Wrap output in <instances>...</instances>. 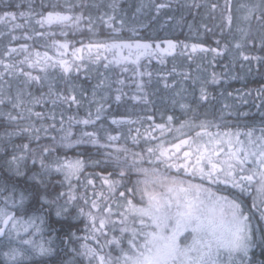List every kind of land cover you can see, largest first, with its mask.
I'll return each mask as SVG.
<instances>
[{
	"label": "snow or ice",
	"instance_id": "snow-or-ice-1",
	"mask_svg": "<svg viewBox=\"0 0 264 264\" xmlns=\"http://www.w3.org/2000/svg\"><path fill=\"white\" fill-rule=\"evenodd\" d=\"M201 8L220 11L223 26L217 27L230 39L205 47L155 34V23L165 17V23L183 21L191 30L183 13ZM198 52H230L249 71L253 61L264 69V0H0V166L15 177L27 169L34 182L0 183L5 264H48L42 258L53 253V241L42 234L44 213L52 210L60 219L85 220L83 237L79 229L69 233L78 244L70 249V264H250V249L264 247V126L239 131L229 118L250 113L236 102H224L211 120L201 118L200 108L216 99L207 86L220 84L221 76L201 81L192 103L174 100L179 116L112 118L116 127L105 124L109 109L127 95L114 87L124 85L121 76H152L141 71L142 59L163 63V54L191 59ZM72 74L95 79L90 96L70 83ZM133 82L142 92L144 83ZM61 83L68 85L67 94ZM233 95L220 91L225 99ZM251 95L236 90V101L248 104ZM131 99L147 103L146 96ZM256 99L253 106L264 118V88L256 90ZM36 105L43 111H35ZM63 105L86 107V118L65 119ZM75 125L84 126L78 135ZM68 149L75 150V159ZM28 161L39 168H28ZM89 166L93 171L86 173Z\"/></svg>",
	"mask_w": 264,
	"mask_h": 264
},
{
	"label": "trees",
	"instance_id": "trees-1",
	"mask_svg": "<svg viewBox=\"0 0 264 264\" xmlns=\"http://www.w3.org/2000/svg\"><path fill=\"white\" fill-rule=\"evenodd\" d=\"M211 2H216V0H211ZM223 2L224 0H219L220 4H223ZM239 2L240 0H234V4ZM174 14L177 18H179L180 13L178 11L174 10ZM183 15L186 21L193 25L191 30L183 21L180 26H176L171 21L165 23L167 20L165 17L162 18L159 23H155V34L160 37L171 38L178 44L183 43L191 45L200 43L205 47H216V40H222V42H224L225 40L230 39V37H222L221 28L217 27V25H220L221 27L223 26L219 10L213 14L210 9L206 8H201L199 10L192 9V14L185 11ZM213 16L215 18H213ZM202 24H206L211 31H207L201 26ZM226 31L227 29H225V32ZM123 35L128 36L129 34L124 33ZM79 39H84L85 43L87 42L85 37H79ZM15 46H18V43ZM78 46L79 45L77 44V47ZM161 47L166 48V45L162 44ZM248 47L251 48V44H249ZM40 50L43 51V49ZM69 52H71V47ZM188 52H190V48L188 49ZM49 54L54 55V52L50 51ZM253 54L260 55L259 52H255ZM161 58L163 59V63H159L156 58L144 59L141 61V64L143 65L141 71H144L145 69L150 71L152 73L150 78L148 76L132 77L131 73H125L121 76V78L125 80L124 85H114V87H123L127 95L123 97V101L120 106L114 105L111 109H109L111 115L105 120V124L107 126L113 128L116 127L115 125L110 124L112 118L134 120L137 116L154 115L155 120L159 121L162 113H166L168 115L176 113L177 116H179L181 114V109L179 108V104H174L173 101L192 103L194 100L198 99L201 81L210 79L213 73L221 76L220 84H209L207 86L209 92L212 96L216 97V99H213L211 103L205 102L204 106L200 108L201 118L203 119L205 114H207V118L211 120L219 113L220 109H222L224 102H236L237 106L241 107L243 111L250 113L247 118L240 117L237 119L235 116L229 118L234 124L238 125L239 131H246L247 129L245 125H254L257 129L264 126V123H262L264 118L260 117L257 108L254 107L252 103L253 101L257 104L259 103V100L256 99V90L264 88V69H261L255 61L252 62L251 71H249L247 62L243 60H236L233 62L230 52H225L221 56H215V54L211 52H198L192 54L191 59H189L187 54L183 56L179 54L175 56L170 55V57L161 56ZM242 64L245 66L241 67ZM139 78L142 79V81H139L144 83V89L142 92L137 91L136 84L133 82L134 79L138 80ZM149 80L151 81L150 83L148 82ZM70 83L76 85L77 87H83L90 96L95 79L93 78L88 80L83 76H79V78H77L76 74H72ZM165 84H167L168 87H165ZM58 87L64 90L67 94V84L61 83ZM224 89L232 91L234 94L233 97H227L226 99L221 97L220 91ZM236 90H240L241 93H252L249 97L248 104L239 105L238 101H236ZM129 92H133L136 96H146L147 103L132 100L131 96H133V94ZM177 93H180V95H177ZM46 107L51 108L52 105L48 104ZM63 108L65 109V119H67L68 115H78L80 118H86L87 116L86 107L77 109L75 105L71 108L67 105H63ZM34 110L43 111L40 105H36ZM59 119L60 116L57 115V121ZM82 127L84 126L75 125L73 127V132L78 135L77 129ZM88 130L91 129L89 128ZM235 130L237 129L233 128V131ZM16 142L19 143V140ZM91 151L93 157L95 158L97 155L96 150L91 148ZM68 156L75 159V150L69 152ZM27 167L37 170L39 165H32L31 161H28ZM25 171V176L15 177L4 171L2 166H0V183L7 180L11 183H16L20 187L33 184L34 182L28 180L27 178L31 173L27 172V169ZM92 171L93 169L91 166L86 169V173H90ZM96 171H99V169H96ZM58 177L59 176L54 177V180H60ZM77 183V181H73L74 185ZM100 186V180L99 177H97V189H99ZM56 187L60 191H68V187L66 185L61 187L57 184ZM76 191L78 193H82L83 189L77 188ZM89 195H91L90 192ZM78 203H82V201H78ZM76 211V208L73 207L71 209V216H75ZM44 216L46 219V230H44V233L48 234V239L49 237H52L49 240H54L52 247L55 251L59 250L60 247L58 246L66 244V239L69 240L70 232H77V229H79L80 231L77 232V235L82 236L85 234V220L83 218L72 219L69 217L68 219H60L56 217L54 210L50 213H44ZM69 243L71 244V247H78L75 240H69ZM67 252L69 253L70 250H67ZM58 253L59 252L56 253L57 256H59ZM71 254V258L67 262H70L73 259V253ZM251 256L252 259L250 264H264V247L259 244L255 245ZM48 264L60 263L54 260H48Z\"/></svg>",
	"mask_w": 264,
	"mask_h": 264
},
{
	"label": "flooded vegetation",
	"instance_id": "flooded-vegetation-1",
	"mask_svg": "<svg viewBox=\"0 0 264 264\" xmlns=\"http://www.w3.org/2000/svg\"><path fill=\"white\" fill-rule=\"evenodd\" d=\"M65 243V242H64ZM59 250L58 251H53V253L51 254V260H57V261H60L62 259L63 262L62 264H70V262H67L68 260H70L71 258V253L72 251L70 250L71 249V244L69 243V240L66 239V244L62 245V246H59ZM67 250H70V252L68 253ZM57 252H59V256H57Z\"/></svg>",
	"mask_w": 264,
	"mask_h": 264
},
{
	"label": "rangeland",
	"instance_id": "rangeland-1",
	"mask_svg": "<svg viewBox=\"0 0 264 264\" xmlns=\"http://www.w3.org/2000/svg\"><path fill=\"white\" fill-rule=\"evenodd\" d=\"M143 79H144V78H143ZM138 80H141V81H142L141 78H139ZM129 93H132V94L134 95L133 92H129ZM137 101H139V102H143V101H140V100H137ZM257 134H259V133L257 132ZM88 147H91V146H88ZM69 150H72V149H68V150H66V151H69ZM62 151H64V150H62ZM58 178H59L60 180L63 179L62 176H59ZM65 185H66V184H65ZM66 186H67V185H66ZM45 230H46V229H45ZM42 235H43V239H44V240H49L50 238H52V237H49V239H48V234H46V233H44V232H43ZM81 237H83V236H81ZM52 241H53V243H54V240H53V239H52ZM257 244H258V243H257ZM257 244H255V245H257ZM255 245H254V246L250 249V251H249L250 263H251V259H252L251 254H252V251L254 250ZM58 247H59V246H58ZM3 251H6V249H4V248H0V264H5V259H4L3 255H2V252H3ZM50 258H51V255H50V256L43 257L42 259L48 261V260H51ZM63 260H64V259H62V260H60V261H57V260H54V261H57L58 263L62 264Z\"/></svg>",
	"mask_w": 264,
	"mask_h": 264
}]
</instances>
